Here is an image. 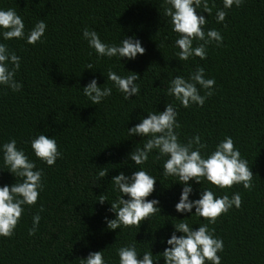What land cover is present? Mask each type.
Returning <instances> with one entry per match:
<instances>
[{
  "label": "trees",
  "instance_id": "1",
  "mask_svg": "<svg viewBox=\"0 0 264 264\" xmlns=\"http://www.w3.org/2000/svg\"><path fill=\"white\" fill-rule=\"evenodd\" d=\"M208 2L210 15L202 8L197 11L206 18L205 32H220L221 45L208 44L204 60L193 56L181 61L175 55L180 51L175 45L178 34L163 15V0H0V10L14 9L23 19L25 36L37 21L42 19L47 25L35 44L26 39L4 40L0 35V43L20 57L15 79L22 85L17 92L0 85V187L16 182L3 162L2 145L10 139L16 140L17 148L24 150L37 169H43L37 202L23 206L11 237L0 236V264H80L89 252L99 250L106 264H119L117 249L132 243L141 258L150 249L153 259L164 264L161 252L170 247L166 241L173 224L181 219L193 229L208 224L194 214L195 208L193 214L175 210L184 184L175 176L163 175L167 157L156 159L158 151L153 150L143 165H135L129 157L148 137H129L128 128L148 112H162L167 103L178 112L176 131L182 143L199 134L207 145L201 149L206 157L230 136L247 159L254 173L251 190L242 184L221 189L206 179L201 184L190 180L189 199H199L203 188L217 197L227 194L231 198L239 192L241 206H233L209 224L223 241V251L217 254L221 264H264V0H243L239 7L234 4L228 9L223 8V0ZM217 9L227 13L223 22L216 20ZM85 27L108 44L119 45L125 37L139 39L145 53L131 60L98 57L82 35ZM199 43L194 40L193 47ZM89 63L94 70L85 68ZM197 66L204 68L205 79L214 78L213 95L202 107L193 103L184 108L167 94V88L177 75L188 79ZM109 68L122 77L138 73L139 95L125 99L107 79ZM93 78L102 89H112L110 96L95 105L83 94V87ZM197 87L201 95L207 91ZM40 134L54 138L62 154L53 166L37 158L31 148L30 141ZM102 168L108 173L100 179ZM140 169L156 177L155 191L147 199H157L160 212L142 221L139 229L123 225L108 229L105 217L115 218L110 203L121 195L111 178L120 172L130 176ZM101 195L108 201L100 204ZM37 213L41 217L38 229L30 236Z\"/></svg>",
  "mask_w": 264,
  "mask_h": 264
},
{
  "label": "clouds",
  "instance_id": "2",
  "mask_svg": "<svg viewBox=\"0 0 264 264\" xmlns=\"http://www.w3.org/2000/svg\"><path fill=\"white\" fill-rule=\"evenodd\" d=\"M242 3L243 0H223V8H231L234 4L239 7ZM161 6L163 15L170 18L172 30L178 34L175 45L180 51L175 55L179 60L187 61L193 56L204 60L207 58L208 44L215 41L217 46L221 45L223 37L220 32L216 29L205 32L206 18L197 11L202 8L203 12L210 15L212 7L209 6L208 0H163ZM226 14L223 9H217V22H223ZM0 28L4 29L0 33L4 40L26 39L27 43L35 44L41 40L47 25L41 19L25 36L23 19L10 8L0 10ZM82 35L98 57H118L120 60L123 57L131 60L135 59L137 54L145 53L140 40L134 37H125L117 45L103 42L95 30H89L87 27L82 30ZM194 40L202 43L193 47ZM19 68L20 57L14 51H10L6 44L0 43V85L7 86L14 92L20 91L22 85L15 79ZM85 68L94 70L91 63ZM139 78L140 75L136 72H130L123 77L111 68L107 72V79L124 94L125 99L139 95L140 86L136 83ZM197 85L207 90L204 95L200 94ZM214 85V78L205 79L204 68L197 66L196 70L189 74L188 79L175 76L170 81L167 94L178 100L184 108L190 107L193 103L202 107L206 98L213 95L211 89ZM111 93V88L102 89L95 78L83 87V94L94 105L101 103ZM177 115L174 105L167 103L162 112H148L139 123L128 128L129 137L133 135L148 137L143 147H136L129 153V157L135 165H143L153 150L158 151L156 159L167 157L163 163V175L175 176L178 178L177 181L184 184L179 202L175 204V210L180 213H192V209L195 208L194 214L209 222L201 224L196 229L190 227L183 219L180 223L173 224L174 231L166 241L170 247L164 248L161 252L164 264H206V261H210L211 264H221V257L217 253L223 251V241L215 237L214 229H210L209 224H215L216 220L233 206L239 208L242 204L241 194L235 192L231 198L227 194L217 197L209 188H203L199 199L190 200L189 195L193 189L188 182L192 180L201 184L202 179H206L213 186L221 189L242 184L245 189L251 190L254 173L247 159L241 157L230 136L220 141L206 157L201 154V149L207 148V145L201 141L199 134L182 143L176 131L180 128ZM30 144L35 156L48 166H53L57 158L62 156L56 140L45 134L38 135L30 141ZM2 150L6 169L16 178V182L12 185L0 187V236L11 237L24 212L23 206L34 205L38 200L43 188V169H37L35 162L28 158L24 150L17 148L15 139L4 143ZM107 173L108 169L102 168L98 172V177L102 179ZM111 180L114 190L121 195L110 203L109 211L115 213V218L105 217L108 229L115 230L121 225L139 229L142 221L160 212L159 201L147 199L155 191L156 177L149 175L146 170L133 171L130 176L120 172ZM99 186L97 184V187ZM124 196L128 198L125 199ZM98 201L103 204L108 199L101 195ZM40 211H44L43 206ZM40 219L39 213L33 215L32 227L28 230L30 236L36 233ZM177 231L181 235L177 236ZM117 254L119 264H154V261L158 264L159 260L153 259L150 249L145 251L141 258L135 243L119 247ZM80 264H106L103 251L89 252L87 257L81 258Z\"/></svg>",
  "mask_w": 264,
  "mask_h": 264
}]
</instances>
